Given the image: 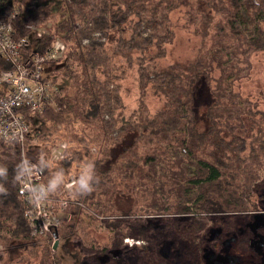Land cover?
Returning <instances> with one entry per match:
<instances>
[{
    "label": "trees",
    "instance_id": "trees-1",
    "mask_svg": "<svg viewBox=\"0 0 264 264\" xmlns=\"http://www.w3.org/2000/svg\"><path fill=\"white\" fill-rule=\"evenodd\" d=\"M55 2L57 22L51 16ZM181 5L187 8L183 27L202 39L201 50L189 64L173 63L158 69L157 60L164 56L165 44L173 39L169 14ZM11 11L14 36L30 39L26 54L36 51L44 55L53 50L58 40L64 44L57 52L59 58L48 62L54 65L50 71L53 82L65 83L56 87L54 101L39 115H25L31 125L26 150L45 168L47 176L54 172L56 185L79 177L72 187L69 218L43 233L46 239L37 242L42 235L32 233L27 203L18 191V178L23 172L19 148L1 143L0 245L5 250L1 248L0 252L8 251L12 242L22 247L38 244L47 254L54 248L50 240L62 241L64 248L77 228L75 222L70 223L72 218L87 211L97 218L109 215L106 213L110 212L117 186L139 194L145 201L142 207L155 211L146 213L145 226L152 225L162 235L169 224L180 235L179 241L187 240L182 251L198 252L206 245L215 248L211 244L216 243L226 248L224 233L212 239H204L202 233L201 240L193 242L189 231L193 233L198 228V214L216 221L223 220L226 214L264 210V182L254 179L243 152L248 138L255 142V148L260 146V139L241 138L234 132L236 126L246 129V119L252 123L253 114L239 108L234 82L249 70L250 56L264 50V0H0V18L6 20ZM47 22L50 26L46 33L38 34L31 27ZM124 29L130 35H119L115 54L137 63L141 99L150 87L162 97L163 106L153 114L143 115L140 103V113L119 124L124 105L117 83L119 76L106 45L112 32ZM11 69L10 62L0 58V72ZM199 82L206 83L214 97L205 116H200L202 123L195 114L194 88ZM87 129L92 130V135H84ZM130 133L134 143L127 146L126 159L114 165L112 145L124 141ZM57 138L71 141V145L63 158L50 161L46 157L49 145ZM92 142L99 147L92 146ZM142 143L146 148L140 152L138 145ZM251 156L255 164L258 160ZM88 167L90 175L87 171L82 176ZM75 208L79 210L75 212ZM144 223L142 219L119 218L117 227L136 231L131 238L142 240L138 228ZM241 223L236 221L230 237L251 234L245 231L247 222ZM252 232L257 234V229ZM118 235L116 238L123 237L122 233ZM245 237L238 239L239 246L255 259L249 238ZM110 243L111 248L91 244L98 263L108 264L117 258L119 240ZM165 243L160 251L165 250ZM167 246L170 248V242ZM168 252V257L174 255ZM45 258L46 264H55L50 255Z\"/></svg>",
    "mask_w": 264,
    "mask_h": 264
},
{
    "label": "rangeland",
    "instance_id": "rangeland-1",
    "mask_svg": "<svg viewBox=\"0 0 264 264\" xmlns=\"http://www.w3.org/2000/svg\"><path fill=\"white\" fill-rule=\"evenodd\" d=\"M39 1L40 0H31L32 3H38ZM53 9L54 13L51 14V16L52 19L57 22V20H59V16L57 15L58 12H56L58 11L57 2H55ZM185 10H187V8L181 5L169 14L173 31V39L170 43L165 44L164 56L158 58L157 60L158 69H163L173 63L189 64L199 55L202 39L195 35L190 28L183 27V24L185 23V18L183 17ZM49 26L50 22H47L45 25H33L31 27L32 29L46 33L48 32L47 28ZM262 27L264 29V22L262 23ZM119 35H122L124 38H128L130 32L128 29L121 30L120 32H112L107 40L106 49L111 56V65L115 68L116 74L119 76L117 83L119 85V93L124 105L119 117V124H125L131 119L134 113L139 112L140 103L143 104V115L146 113L153 114L163 106V99L150 87H148L146 94L141 99L140 89L138 86L137 63H134L133 59L132 62H130L119 54H115V52H117L115 50V42ZM133 55L136 56L137 54L134 53ZM59 56L60 53H57L55 54L56 58H54L57 59ZM48 61L45 64V75L53 80V76L50 75V71L54 65H51ZM249 61L250 68L245 73L243 78L234 82V91L238 93V105L241 112H251L253 114V116H251L252 123L248 122L246 119V129L236 126L234 127V132L237 135H240L241 138L252 136L253 138L258 137L260 139L258 142L260 146L255 148L253 147L255 142L252 143L251 138H248L245 142V150L243 152L244 156H248L246 161L251 169V172L255 175L254 179L259 181L262 180V182H264V50L251 55ZM53 64L57 65L56 62ZM214 75L217 77V73ZM64 83L65 81L59 80V82H55L54 85L56 87L60 85L61 87ZM194 90L196 97V119H198V123H202L200 116H205L204 113L213 103L214 97L212 96L211 88L209 89L206 83L199 82L195 85ZM34 118L37 117L34 116ZM232 122L234 124L240 123L235 120H232ZM250 125H252V128H250ZM87 130L88 132L85 131L84 135H92V130ZM261 141L263 142V145ZM94 142H92V146L97 147L98 145ZM133 143L134 136L130 133L125 136L124 141H119L112 145L111 155L115 158L114 160H116L114 165H117L123 161V159H126L127 156L125 155L126 153L128 154L127 146L132 145ZM138 146V150L140 152L146 148L143 143ZM34 149L38 150L36 147ZM255 149H258L259 151L255 152ZM251 155H254L256 157L255 160H258L255 164L251 161L253 158ZM121 156H123V158ZM46 157H48V154ZM107 157H110L109 152L107 153ZM78 165L82 166V164ZM82 168L84 167L82 166L80 169ZM87 171L88 175H90V169L88 167L85 168L84 175L82 176H86ZM53 177L55 178L54 172L53 174H48L47 176L50 185L56 188L59 187L58 189H60L61 185H56V181ZM87 177L84 178L87 179ZM144 203V199L141 198L139 194H130L126 189H123L121 186H117L110 212L106 213L109 215H99V218H97L96 214L87 211L80 215L77 213L74 218H72L70 223L75 222L77 228L75 229V234L72 237L70 244H67L64 248H62V241L60 242L55 240L56 246L51 249V254H47L38 244L28 243V245L23 246L22 249H19L18 251L15 249L11 251V253H9V251L0 252V264L1 262L2 264H46V255H50L55 261V264H102L101 262L98 263L94 254H92L93 251H91L92 249L90 248L91 244L95 242L98 247L111 248L113 245L110 242L115 239L119 240V254L115 261L114 259H111V262L108 264H181L179 258H181L184 262L190 261L195 257L200 258L202 250L199 252H195L194 250H181L185 247L187 240L183 239L184 243L179 241L180 235L175 233L169 224H166L169 227H166V231L162 235L159 234V232L156 231V228L152 225L145 226L146 218L144 216L148 215L146 213L152 214L155 213V211L143 208L142 206ZM78 210V208H75V212ZM195 213L198 212L195 211ZM67 215V213L63 214L61 212L57 214L61 220L60 224L63 223L62 218H66ZM198 217L201 218L197 223L198 228L194 229L193 233L192 231H189L190 237L194 238L193 242L195 243L198 242V240H201L202 233H204V231L210 226L214 228L216 227L214 225H219V227L230 231L235 226L236 218L242 220L241 226L243 222L246 221V229L250 231H255L258 227L264 225V213L251 215L235 213L225 216L223 220L216 221H211L208 219V216L205 217L201 214H198ZM119 218H124L126 220H144L145 223L142 225L143 227L140 226L138 228V232L139 234L141 233L142 240L131 238V234H135L136 231H132L131 229L121 226L117 227V220H119ZM44 232L34 233V235H42L37 242L46 239L47 234L43 236ZM119 233H122L123 237L116 238L119 236ZM164 242H166L165 250L160 251V247ZM167 242H170V248L167 246ZM50 244L53 245L54 242L52 243L50 240ZM260 247H262V241L257 243V248L260 249ZM20 251L21 256L23 257V259L21 258L22 260L18 259L21 257L19 254ZM168 251L174 255L172 257H168ZM11 258L14 262H8V259L10 260ZM206 260L207 264H226L233 263L235 258L227 254H207Z\"/></svg>",
    "mask_w": 264,
    "mask_h": 264
},
{
    "label": "built area",
    "instance_id": "built-area-1",
    "mask_svg": "<svg viewBox=\"0 0 264 264\" xmlns=\"http://www.w3.org/2000/svg\"><path fill=\"white\" fill-rule=\"evenodd\" d=\"M13 16L11 11L6 20L0 18V58L12 65L11 70L0 72V144L19 148L23 172L18 178V191L27 203L32 233L45 231V234L61 222L57 216L59 212L68 214L62 220L69 218L67 208L71 204L72 187L79 176L65 179L60 189L50 185L45 168L26 150L31 126L25 115H39L54 101L57 88L45 75V64L63 49V44L58 40L53 50L44 55L36 51L26 54L30 39L14 36ZM69 145L71 141L61 139L49 145V160L63 158Z\"/></svg>",
    "mask_w": 264,
    "mask_h": 264
},
{
    "label": "flooded vegetation",
    "instance_id": "flooded-vegetation-1",
    "mask_svg": "<svg viewBox=\"0 0 264 264\" xmlns=\"http://www.w3.org/2000/svg\"><path fill=\"white\" fill-rule=\"evenodd\" d=\"M264 203V202H263ZM259 205V204H258ZM260 207V206H259ZM254 209V208H252ZM262 211V212H261ZM262 214L264 213V210H258L257 211H250V214H245V215H251V214ZM235 214V213H232ZM229 214H226L225 216H227ZM225 216L223 218H225ZM236 221H238L239 223L242 221L238 218H236ZM246 223V221L243 222L242 225H244ZM216 227V229H213L211 226L208 227L205 231H204V239H209V238H214V237H220L221 233H224L226 235L225 238H227V240L225 241V245L226 248H220V246H218V244H211V246L215 247V248H209L207 245L204 246V248L202 249V254L200 256V258H193L190 261H186L184 262L181 258H179L180 263L181 264H207V260H206V255L210 254V255H230L232 257L235 258V260L233 261V263H226V264H263L264 263V225L258 227L257 229V234H255L254 232L250 231L251 234H248L247 229L245 228V231L247 232V234H245V236H247L249 238L248 243H249V247H251L252 252L254 254L255 259H252V257L248 256L247 252H244L241 247L239 246V242L238 239L240 237L242 238H246L243 233H241L240 235H235L230 237V231H228L227 229H223L221 227H219V225H214ZM261 234V235H260ZM255 238H258L260 240H262V247L257 248V241H255ZM215 241V239H214ZM11 246L8 247V251L9 253H11V251L17 249V251L19 249H22V245H20L19 243H15L12 242L10 243ZM55 246V243H54ZM2 248V250H5V248H3L2 246H0V249ZM22 251V250H21ZM21 251L19 252L20 256H21ZM199 252V251H198ZM167 256V255H166ZM23 257H19V260H22ZM8 262H14V260L11 258L10 260L8 259ZM2 264V262H1ZM19 264V263H18ZM219 264V263H218Z\"/></svg>",
    "mask_w": 264,
    "mask_h": 264
},
{
    "label": "water",
    "instance_id": "water-1",
    "mask_svg": "<svg viewBox=\"0 0 264 264\" xmlns=\"http://www.w3.org/2000/svg\"><path fill=\"white\" fill-rule=\"evenodd\" d=\"M55 246H56V242H55Z\"/></svg>",
    "mask_w": 264,
    "mask_h": 264
}]
</instances>
